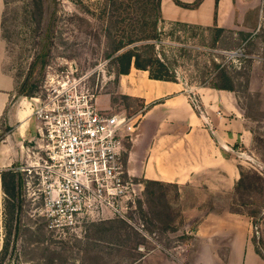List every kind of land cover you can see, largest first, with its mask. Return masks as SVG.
Returning <instances> with one entry per match:
<instances>
[{
    "label": "rangeland",
    "instance_id": "374dc122",
    "mask_svg": "<svg viewBox=\"0 0 264 264\" xmlns=\"http://www.w3.org/2000/svg\"><path fill=\"white\" fill-rule=\"evenodd\" d=\"M30 2L31 0H8L6 5L4 0L2 22L4 21V34L7 38L4 40L6 43L4 69L14 76L17 86L28 76L31 65L39 53L41 33L48 29L51 32L50 38L46 40L49 45L46 69L40 73L41 64L37 63L31 78V83L39 85L34 96L41 95L47 98L49 95H55L57 91L62 90V85L69 82L70 93L79 92L80 96L93 95L98 109L133 117L137 122L138 133L144 119L146 104L140 98L126 95L120 88V80H116L113 74V67L105 57L107 42L102 31L103 21L99 20L100 9L104 8L105 0H46L45 14L40 24L27 12ZM252 2L255 4L252 7L242 8L239 28L226 30L251 33L259 38L250 44L235 36L234 41L241 47H233V39H229L230 35L225 33L220 44L221 49L212 51L202 46L203 39L210 41L211 33L202 35V31L197 30L195 36L190 33L182 34L180 37L182 41L185 38L191 57L180 60L178 77L187 88L200 87L203 63L207 61L209 54H214L223 61L233 60L238 63L240 58H245L247 53H251L254 64L249 90L241 89L236 95L246 117L251 120L256 138L255 151L257 147L264 156V0ZM173 24L174 22L165 20L162 27L166 32H170ZM135 79L139 82L145 80L142 76ZM129 85L133 87V84L127 83V86ZM16 125L17 123L13 124L14 127ZM10 130L11 127L3 125L0 130V143L1 137ZM31 130L36 134L34 119ZM132 147L131 143L127 145L124 157L126 168ZM256 155L257 157L251 161L252 166L241 167L245 171L264 177V162L257 152ZM132 169L138 172V159L134 161ZM9 170L13 171V169L0 171ZM134 179L146 181L138 176H134ZM234 195L229 205L230 211L236 207ZM25 196L24 219L29 230L23 235L18 258L13 264H130L140 257L142 264L147 255L156 252L163 256L157 264H168L170 261L188 264L186 258L181 255L182 248L177 247L189 244L191 250L195 249L193 245H196V242L191 241L192 237L181 232L185 228L194 230L201 217L186 221L181 216L178 206L174 203L178 196L176 197V191L172 187H166V197L161 201L150 203L144 194L145 203L144 200L140 203L132 224L118 219L94 222L83 231H78L79 233L64 236L50 232L46 228V221L38 215L40 200H34L35 196L33 191L27 188V182ZM5 199L0 184V242L3 243L6 233ZM143 205L146 207L144 212ZM167 217L172 219L170 228H174L175 231L179 229L181 232L170 233L166 230L169 229ZM259 231L261 239L258 240L253 230L251 240L264 256L263 222L259 224Z\"/></svg>",
    "mask_w": 264,
    "mask_h": 264
},
{
    "label": "crops",
    "instance_id": "0c3cea01",
    "mask_svg": "<svg viewBox=\"0 0 264 264\" xmlns=\"http://www.w3.org/2000/svg\"><path fill=\"white\" fill-rule=\"evenodd\" d=\"M248 1L219 0L216 5V0H203L197 9H186L172 0H162L161 10L166 21L236 29L241 23L242 8L255 5ZM4 7V0H0V130L3 125L12 130L1 137L0 170L25 163L26 148L37 134L31 130L33 118L26 98L16 97V79L4 69ZM139 76L145 80H136ZM119 85L126 95L140 98L146 104L127 161L130 174L146 181L177 185L174 203L181 216L186 221L201 217L194 230H176L196 242L193 250L189 244L177 247L182 248L181 255L188 264H264L251 240V219L229 210L240 178L239 168L251 166L257 157L252 123L237 95L203 87L187 88L180 81L151 80L147 72L136 69L123 75ZM136 159L138 172L132 169ZM2 245L1 241L0 251ZM160 257L163 256L159 252L147 255L142 264H157Z\"/></svg>",
    "mask_w": 264,
    "mask_h": 264
},
{
    "label": "trees",
    "instance_id": "16d2710c",
    "mask_svg": "<svg viewBox=\"0 0 264 264\" xmlns=\"http://www.w3.org/2000/svg\"><path fill=\"white\" fill-rule=\"evenodd\" d=\"M177 6L186 9H197L203 0H195L192 4H185L179 0H172ZM46 0H31L30 7L26 11L34 16L41 23L45 14ZM219 0H216V5ZM8 5V0H5ZM162 0H105L104 8L100 9L99 20L103 22V35L107 42L106 59L113 67V74L116 80L123 75L130 73L132 69L145 71L149 79L162 82H178V68L180 60L191 57L185 38L182 41L180 35L195 36L198 31L211 33L210 41L203 39V47L212 51L220 50V44L225 33L233 39L232 46L239 47L240 44L234 41L235 36L242 38L243 42L252 43L259 38L251 33H241L214 27H203L182 22H174L170 32L162 27L164 19L161 10ZM4 21L2 22V37L4 34ZM198 30V31H197ZM50 30L41 33L38 43L39 53L31 65V70L25 81L17 86V98H30L37 92L39 85L31 83L32 74L37 63L41 64L40 73H43L47 66L49 45L47 39ZM45 37V38H43ZM209 45H206L207 43ZM241 47V46H240ZM232 48V47H230ZM224 59V58H223ZM240 61L222 60L214 54H209L207 61L203 63V71L199 86L218 91H228L237 94L239 90H249L252 68L254 64L251 53H247ZM254 143L256 138L254 137ZM262 162L264 156L261 150L256 147ZM17 167V166H15ZM240 178L234 189V207L231 212L234 214L247 215L252 221L256 237L261 239L259 224L264 223V177L254 172L245 171L239 168ZM25 173L15 170L0 171V184L5 195V237L0 251V264H13L18 258L19 244L23 235L29 230L25 224L24 213L26 206L25 196ZM145 182V197L150 203L161 201L166 197V187H172L178 196L177 185L160 183L157 181ZM145 203V200H144ZM146 207H142V212ZM158 217V215H155ZM170 233L176 232L170 228L171 220L167 217ZM256 247V246H255ZM257 253L264 259V256L256 247ZM142 257L130 264H141Z\"/></svg>",
    "mask_w": 264,
    "mask_h": 264
},
{
    "label": "built area",
    "instance_id": "2783aa9c",
    "mask_svg": "<svg viewBox=\"0 0 264 264\" xmlns=\"http://www.w3.org/2000/svg\"><path fill=\"white\" fill-rule=\"evenodd\" d=\"M62 86L47 98H26L37 134L15 171L26 174L50 232L72 235L114 219L132 224L146 189L124 163L137 122L98 109L93 95L70 93L69 82Z\"/></svg>",
    "mask_w": 264,
    "mask_h": 264
},
{
    "label": "bare ground",
    "instance_id": "6f19581e",
    "mask_svg": "<svg viewBox=\"0 0 264 264\" xmlns=\"http://www.w3.org/2000/svg\"><path fill=\"white\" fill-rule=\"evenodd\" d=\"M27 104V103H26Z\"/></svg>",
    "mask_w": 264,
    "mask_h": 264
}]
</instances>
